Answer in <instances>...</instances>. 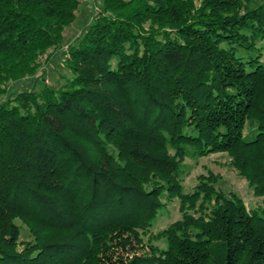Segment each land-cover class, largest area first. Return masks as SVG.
I'll use <instances>...</instances> for the list:
<instances>
[{
  "label": "trees",
  "instance_id": "1",
  "mask_svg": "<svg viewBox=\"0 0 264 264\" xmlns=\"http://www.w3.org/2000/svg\"><path fill=\"white\" fill-rule=\"evenodd\" d=\"M79 6L0 0V264H264V206L178 174L225 152L264 199V0H101L64 84L11 98ZM164 196L181 216L152 234Z\"/></svg>",
  "mask_w": 264,
  "mask_h": 264
},
{
  "label": "rangeland",
  "instance_id": "2",
  "mask_svg": "<svg viewBox=\"0 0 264 264\" xmlns=\"http://www.w3.org/2000/svg\"><path fill=\"white\" fill-rule=\"evenodd\" d=\"M101 0H80V6L76 12L74 22L65 29L63 41L52 57L46 59L41 58V66L35 75L23 78L17 82L8 85V95L13 96L18 91L39 88L41 82L59 87L64 84L70 72L66 66L68 54V46L76 42L79 35L93 21L95 14L101 9ZM43 80V81H42ZM6 95L0 97V101L4 100ZM250 127V125H249ZM248 126L244 129V135L250 138L251 131ZM229 155L225 152L208 153L206 155L192 154L191 150L184 157L180 164L179 178L181 187L184 192H190L197 183L199 175H207L208 173L218 174L219 178L216 186L227 194L235 193L240 196L248 209H258L264 206L263 197L256 196L252 187L247 185L246 180L238 174L232 166ZM164 205L157 213L156 218L150 225V232L157 234L166 228L173 221L180 218L179 200L177 198L167 199L163 197ZM15 223L20 227V239H30V233L26 226L18 219ZM147 237V236H145ZM154 238L153 244L159 247L165 246V241Z\"/></svg>",
  "mask_w": 264,
  "mask_h": 264
}]
</instances>
